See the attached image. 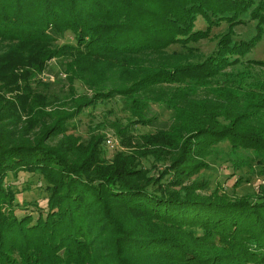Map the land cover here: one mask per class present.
Segmentation results:
<instances>
[{
  "label": "trees",
  "instance_id": "16d2710c",
  "mask_svg": "<svg viewBox=\"0 0 264 264\" xmlns=\"http://www.w3.org/2000/svg\"><path fill=\"white\" fill-rule=\"evenodd\" d=\"M263 37L264 0H0V264H264V76L239 66ZM52 59L60 89L42 75ZM109 101L124 147L107 158L105 133L69 131ZM154 103L170 124L135 132ZM225 141L227 166L262 177L253 192L235 191L250 176L209 191L199 175ZM34 183L45 203L18 197Z\"/></svg>",
  "mask_w": 264,
  "mask_h": 264
},
{
  "label": "rangeland",
  "instance_id": "374dc122",
  "mask_svg": "<svg viewBox=\"0 0 264 264\" xmlns=\"http://www.w3.org/2000/svg\"><path fill=\"white\" fill-rule=\"evenodd\" d=\"M208 25L207 19L203 15H199L196 20V28H206ZM227 22H222L220 25L213 26L211 34L207 38H203L198 42L193 43L196 46V50L198 51V55L196 58H204L209 52H211L217 45V41L219 39V34L227 27ZM237 30V38H245L249 37L256 32L255 20L249 19L245 23L238 24L236 26ZM73 33L68 31L64 38L60 39V42L64 41H73ZM174 49L177 50H185V47L180 43L171 45L168 50L172 51ZM249 59H264V37L257 43V45L253 48L251 52H249L246 56L243 57V63L239 64L241 68H250L253 72L258 73L261 76H264V68H262L259 63H255L250 61ZM45 79H56L60 77L62 80L56 82L52 88H61L65 86L67 82L64 79V75L62 72V67L60 61L57 59H52L49 64V68L46 72L42 74ZM76 87L79 92H89L88 87L81 83L80 80H76ZM65 95V92L63 93ZM114 107L116 112L110 111V108ZM152 110L158 113V120L155 125H143L137 124L134 127L135 132H147V131H155L159 127L168 126L172 119V110L167 108L166 106L158 103H154L152 106ZM124 112L118 108V103H114V101H109L107 103H100L96 107H87L81 112L75 119V127L71 128L69 132H73L77 135H80L82 139L88 138L90 135L103 132L106 134V139L104 143V148L106 151V157L110 158L114 154V152L119 148H123L124 146L120 142V138L117 136L112 122L116 119V117H124ZM59 137V136H58ZM58 137L55 139L57 140ZM111 138L114 140L115 145L110 144L107 139ZM230 147V144L225 141L219 144L215 148V153L209 158L211 166L209 168H204L200 172L201 177L210 179V189L209 191L217 186L220 182L222 184H226L228 189L233 191L232 183L234 182L235 175H244L250 176V181L243 182L240 186L235 187V191L238 193H251L253 192L257 183L262 179L258 173L252 172L249 170L248 166L245 167H233L227 166L230 163L229 160H225L227 157L224 155V152L227 151ZM146 165L151 164V160H144ZM163 166V164H162ZM156 171V170H152ZM235 171L236 174H232ZM21 180L25 178H31L35 182L38 180L37 174H31L28 172H21ZM233 175V176H231ZM231 176V177H230ZM38 183V182H37ZM33 188L28 189L20 194L18 197L20 199H40L43 203H45L46 199L43 197L44 193L41 192L36 183L33 184ZM39 185V184H38ZM205 191V190H204Z\"/></svg>",
  "mask_w": 264,
  "mask_h": 264
},
{
  "label": "built area",
  "instance_id": "2783aa9c",
  "mask_svg": "<svg viewBox=\"0 0 264 264\" xmlns=\"http://www.w3.org/2000/svg\"><path fill=\"white\" fill-rule=\"evenodd\" d=\"M107 141H108L110 144H112V145H115V142H114V140L112 141V139H111V138H108V139H107Z\"/></svg>",
  "mask_w": 264,
  "mask_h": 264
}]
</instances>
